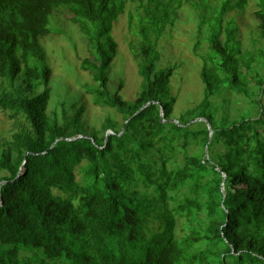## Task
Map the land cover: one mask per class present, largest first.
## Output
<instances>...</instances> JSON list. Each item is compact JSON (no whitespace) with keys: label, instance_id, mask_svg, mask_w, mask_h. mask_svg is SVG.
I'll use <instances>...</instances> for the list:
<instances>
[{"label":"trees","instance_id":"1","mask_svg":"<svg viewBox=\"0 0 264 264\" xmlns=\"http://www.w3.org/2000/svg\"><path fill=\"white\" fill-rule=\"evenodd\" d=\"M129 3L142 78L133 100L111 76L114 26ZM187 3L209 44L205 93L175 115L178 65L160 67L159 42ZM248 4L0 0V109L19 123L0 141V264H264V0L245 49L236 16ZM59 13L88 39L81 68L94 84L86 92L121 121L90 127L81 101L61 117L50 111L53 68L42 39Z\"/></svg>","mask_w":264,"mask_h":264},{"label":"rangeland","instance_id":"2","mask_svg":"<svg viewBox=\"0 0 264 264\" xmlns=\"http://www.w3.org/2000/svg\"><path fill=\"white\" fill-rule=\"evenodd\" d=\"M259 2L260 0H249L247 11L236 16L245 49L252 47L253 36L257 35V31L259 32L257 21L253 17V12L259 8ZM136 8L134 3H129L125 13L115 23L113 32L118 43V54L112 64L111 76L114 80L120 78L125 80L126 85L122 95L127 100H133L137 96L142 82L139 74V58L132 51L140 40ZM131 15L134 16L132 24ZM230 18L231 16L228 17ZM55 19V23L53 20L50 25L51 32L42 39L48 62L53 68L50 111H57L61 117L63 107L72 113V104L81 101L80 103H84L87 107L84 118L90 127H100L108 116L121 121L122 115L116 109L95 105L92 95L86 92L85 87L94 84V81L92 75L81 68L82 59L88 57L90 53L88 39L80 26L74 23L67 13H59ZM205 35V33L199 34V19L194 8L187 3L180 10L174 27L168 28L159 42L162 53L160 67L178 65L171 81L172 93L177 96L174 106L175 115L194 107L204 98L205 85L201 77L202 56L207 53L209 47ZM198 41L202 43L196 52ZM112 87H114L113 83ZM219 100L222 102V97ZM233 101L235 106L236 101ZM9 113L10 111L0 109V141L10 138L19 124L18 119L10 118ZM237 116L241 118L234 109L233 117Z\"/></svg>","mask_w":264,"mask_h":264},{"label":"water","instance_id":"3","mask_svg":"<svg viewBox=\"0 0 264 264\" xmlns=\"http://www.w3.org/2000/svg\"><path fill=\"white\" fill-rule=\"evenodd\" d=\"M144 107H145V106H144ZM144 107H143V108H144ZM143 108H142V109H143ZM142 109H141V110H142ZM197 120H205V121H208L206 118H198ZM124 128H125V127H124ZM1 200H3V197H2V196H1Z\"/></svg>","mask_w":264,"mask_h":264}]
</instances>
